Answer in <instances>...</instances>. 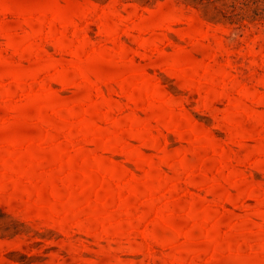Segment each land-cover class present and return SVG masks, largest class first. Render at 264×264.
I'll use <instances>...</instances> for the list:
<instances>
[{"label": "rangeland", "instance_id": "1", "mask_svg": "<svg viewBox=\"0 0 264 264\" xmlns=\"http://www.w3.org/2000/svg\"><path fill=\"white\" fill-rule=\"evenodd\" d=\"M0 264H264V0H0Z\"/></svg>", "mask_w": 264, "mask_h": 264}]
</instances>
